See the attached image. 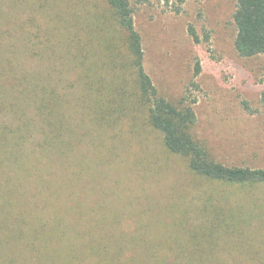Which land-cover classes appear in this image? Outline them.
Instances as JSON below:
<instances>
[{"label":"rangeland","instance_id":"374dc122","mask_svg":"<svg viewBox=\"0 0 264 264\" xmlns=\"http://www.w3.org/2000/svg\"><path fill=\"white\" fill-rule=\"evenodd\" d=\"M87 1L52 0L48 12L25 2L20 19L8 24L10 0H0V47L9 46V26L19 46L35 44L38 57L26 52L22 60L28 77L69 101L75 126L66 155L28 144V158L11 163L0 150V264H148L157 251L174 262L171 253L182 245L189 250L183 259L200 264H264V186L194 173L140 110L101 126L88 103L79 104L82 82L71 52L77 42L63 35L80 30ZM130 2L159 93L194 106L193 133L216 161L264 168V54L236 50L238 0ZM58 8L67 29L51 21ZM33 162L42 163L44 177L33 175Z\"/></svg>","mask_w":264,"mask_h":264},{"label":"trees","instance_id":"16d2710c","mask_svg":"<svg viewBox=\"0 0 264 264\" xmlns=\"http://www.w3.org/2000/svg\"><path fill=\"white\" fill-rule=\"evenodd\" d=\"M51 1L30 2L40 11L48 12L55 6ZM25 2L30 3L28 0H10L12 9L7 17L8 24L20 19V6ZM87 2L89 6L86 4L85 21L80 30L75 33L68 31L71 37H63L70 40V45L77 42L71 47V52L73 67L80 69L82 91L79 104L82 102L84 106L88 103V114L92 120L101 126L111 125L122 117L129 118L132 108L140 110L144 123L160 131L168 151L185 157L194 173L227 184L264 186V168L227 166L212 158L193 133L197 115L191 103L175 104L159 93L145 69L142 36L136 28L130 0ZM52 14L51 21H59L62 28L67 29L68 20L62 17L60 8ZM234 22L238 53L243 57L264 54V0H238ZM37 26L38 29L43 28L41 21ZM15 28L8 27L11 36L9 46L0 47V117L6 116V122H0V150H6V158L11 163H17L20 156L28 158V144L31 151L33 148L37 152L39 149L44 152L50 150L66 155L74 139H68L66 135L75 128L66 113V101H69L59 96L56 90L42 88L28 77L22 64L23 57L26 52H29L28 59L33 55L38 57V54L35 44L31 47L20 44L23 46L20 48L14 39ZM77 33H80V38ZM190 33L195 41L200 40L194 27H190ZM6 49L7 53L3 55ZM95 50H100L102 58L96 57ZM1 78L5 80L3 85ZM128 104L130 110L127 109ZM28 107L35 113L33 116L28 114ZM7 110L8 113L3 114ZM35 115L41 124L37 125ZM37 131L41 137L37 136ZM41 164H32L36 177H44ZM187 251L185 245L178 247L177 252L171 253L174 262L168 261V254L157 251L148 264H200L183 259L189 256Z\"/></svg>","mask_w":264,"mask_h":264}]
</instances>
